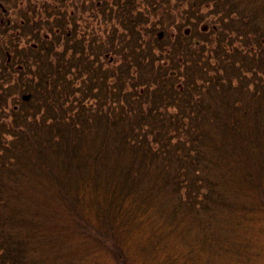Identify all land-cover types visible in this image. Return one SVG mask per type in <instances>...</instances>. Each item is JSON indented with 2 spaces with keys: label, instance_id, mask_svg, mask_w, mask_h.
Instances as JSON below:
<instances>
[{
  "label": "trees",
  "instance_id": "trees-1",
  "mask_svg": "<svg viewBox=\"0 0 264 264\" xmlns=\"http://www.w3.org/2000/svg\"><path fill=\"white\" fill-rule=\"evenodd\" d=\"M0 264H264V0H0Z\"/></svg>",
  "mask_w": 264,
  "mask_h": 264
}]
</instances>
